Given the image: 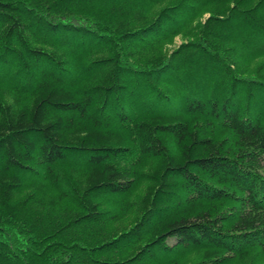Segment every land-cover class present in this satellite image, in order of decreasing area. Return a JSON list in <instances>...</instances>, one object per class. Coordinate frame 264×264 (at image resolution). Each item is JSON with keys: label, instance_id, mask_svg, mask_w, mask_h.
Instances as JSON below:
<instances>
[{"label": "trees", "instance_id": "16d2710c", "mask_svg": "<svg viewBox=\"0 0 264 264\" xmlns=\"http://www.w3.org/2000/svg\"><path fill=\"white\" fill-rule=\"evenodd\" d=\"M0 264H264V0H0Z\"/></svg>", "mask_w": 264, "mask_h": 264}, {"label": "rangeland", "instance_id": "374dc122", "mask_svg": "<svg viewBox=\"0 0 264 264\" xmlns=\"http://www.w3.org/2000/svg\"><path fill=\"white\" fill-rule=\"evenodd\" d=\"M183 41V37L182 36H178L174 39V41L172 42V44L169 45V48H174L175 46H177L179 43H181Z\"/></svg>", "mask_w": 264, "mask_h": 264}]
</instances>
